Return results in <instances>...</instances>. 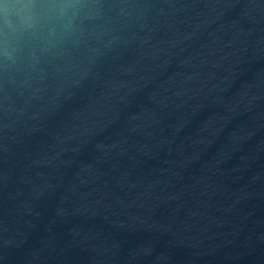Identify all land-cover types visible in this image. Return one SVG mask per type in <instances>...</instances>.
I'll list each match as a JSON object with an SVG mask.
<instances>
[{"label":"water","instance_id":"1","mask_svg":"<svg viewBox=\"0 0 264 264\" xmlns=\"http://www.w3.org/2000/svg\"><path fill=\"white\" fill-rule=\"evenodd\" d=\"M0 264H264V0H0Z\"/></svg>","mask_w":264,"mask_h":264}]
</instances>
